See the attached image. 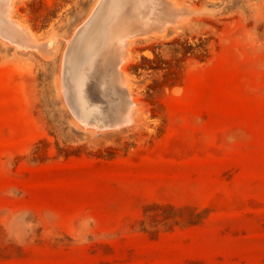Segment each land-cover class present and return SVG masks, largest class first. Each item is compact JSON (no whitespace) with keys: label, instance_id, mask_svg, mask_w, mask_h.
<instances>
[{"label":"rangeland","instance_id":"374dc122","mask_svg":"<svg viewBox=\"0 0 264 264\" xmlns=\"http://www.w3.org/2000/svg\"><path fill=\"white\" fill-rule=\"evenodd\" d=\"M10 1L0 264H264V0Z\"/></svg>","mask_w":264,"mask_h":264},{"label":"bare ground","instance_id":"6f19581e","mask_svg":"<svg viewBox=\"0 0 264 264\" xmlns=\"http://www.w3.org/2000/svg\"><path fill=\"white\" fill-rule=\"evenodd\" d=\"M3 2V4H4V8L6 9V11H10V8H11V4L9 3V1L10 0H0V3H2ZM13 1L14 0H12V4H13ZM104 1V0H103ZM148 2H150V3H152L154 6H159V5H161L162 4V2H161V0H147ZM175 0H173V2H174ZM11 2V1H10ZM107 3V2H106ZM100 4H101V2H100ZM177 4V3H176ZM1 5V4H0ZM132 5V4H131ZM172 5V4H171ZM173 5H174V3H173ZM172 5V6H173ZM99 6V5H98ZM177 6H179V5H177ZM2 7H3V5H2ZM128 7H131V6H128ZM151 7V6H150ZM100 8V7H99ZM132 8V11H133V7H131ZM2 9V8H1ZM13 9H14V7H13ZM122 10L123 8H119V10ZM134 9H136V8H134ZM169 9V8H168ZM131 11V10H130ZM175 12V11H174ZM188 12V11H187ZM148 13V12H147ZM183 13H185V12H183ZM13 15V14H12ZM1 16V15H0ZM5 16V15H4ZM106 16H108V15H106ZM110 16V15H109ZM124 16V15H123ZM3 18V17H2ZM133 18H135V17H133ZM133 18H130L129 20H130V22H131V26H133V25H135V19H133ZM181 18H183V17H181ZM3 20V19H2ZM15 19H12V18H8V17H6L5 16V21H4V23L6 24L5 25V31L7 32V33H14V34H21V35H25V31H23V29L21 28V27H19V25L17 24V22H15L14 21ZM105 20V19H104ZM124 22V21H123ZM122 22V23H123ZM127 22V21H126ZM147 22V21H146ZM2 22H0V24H1ZM19 23H20V21H19ZM22 23V22H21ZM154 23V22H153ZM22 25H24V24H22ZM26 25V24H25ZM114 25V24H113ZM118 25V24H117ZM1 26V25H0ZM142 26V25H141ZM3 27V26H2ZM27 27V26H26ZM110 27V26H109ZM113 27V26H112ZM125 27V26H124ZM114 28V27H113ZM112 28V29H113ZM119 28V27H118ZM167 28V27H166ZM28 29H29V27H28ZM143 29V28H142ZM30 30V29H29ZM29 30H28V32H29ZM116 30V29H115ZM31 31V30H30ZM84 31V30H83ZM85 32V31H84ZM27 34V33H26ZM34 34V33H33ZM114 34V33H113ZM123 34V33H122ZM35 35V34H34ZM126 35V34H125ZM136 35V34H135ZM131 35L129 34V36L128 37H130ZM122 37V36H121ZM136 37V36H135ZM20 39H21V37H20ZM122 39H124V38H122ZM126 39H127V37H126ZM27 40V39H26ZM35 40V39H34ZM130 40H131V38H130ZM130 40H127V41H130ZM24 41V40H23ZM36 41H37V39H36ZM50 41V40H49ZM53 40H51L50 42H52ZM115 41V40H114ZM123 41V40H122ZM127 41H126V43H127ZM17 42V41H16ZM19 42V41H18ZM17 42V43H18ZM38 42V41H37ZM44 42H46V41H44ZM43 42V43H44ZM40 43V42H39ZM52 43H54V41L52 42ZM72 44H74L73 42H71ZM115 43V42H114ZM55 44V43H54ZM17 45H19V44H17ZM50 45V44H49ZM52 45V44H51ZM118 45H119V42H118ZM71 46V45H70ZM48 47V46H47ZM52 47V46H51ZM54 48H55V45L53 46ZM114 47V46H113ZM20 48V47H19ZM21 48H22V46H21ZM20 48V49H21ZM122 48H123V46H122ZM128 48V47H127ZM48 49V48H47ZM50 49V48H49ZM72 50V49H71ZM80 50H82V49H80ZM105 50H107V48L105 49ZM118 50V49H117ZM53 51H54V49H53ZM114 51V50H113ZM82 52H84V50L82 51ZM116 52V51H115ZM46 53V52H45ZM44 53V54H45ZM127 53V52H126ZM83 54V53H82ZM106 55V54H105ZM110 55H112V54H110ZM126 55V54H125ZM129 55H130V53H129ZM109 56V55H108ZM110 57V56H109ZM126 57V56H125ZM109 59V58H108ZM115 59V58H114ZM100 60V59H99ZM104 60H105V58H104ZM128 60V59H127ZM116 61H118V60H116ZM105 62V61H104ZM119 62V61H118ZM101 63V62H100ZM93 64V63H92ZM102 64V63H101ZM124 64V63H123ZM99 65V64H98ZM105 65H106V63H105ZM99 67V66H98ZM66 69V68H65ZM121 69V68H120ZM70 71V70H69ZM123 71V70H122ZM124 73H125V71H123ZM112 73V72H111ZM83 74L84 75H86V72L84 73V71H83ZM107 74V73H106ZM114 73H112V75H113ZM79 75V74H78ZM108 76H109V74H107ZM112 75H111V77H112ZM125 75H126V73H125ZM79 76H81V75H79ZM114 76H116L115 74H114ZM118 76V75H117ZM91 77V76H90ZM126 77H127V75H126ZM73 78H74V76H73ZM113 78V77H112ZM70 79V78H69ZM97 79V78H96ZM122 79V78H121ZM129 79V78H128ZM67 80V79H66ZM125 80V79H124ZM96 81V80H95ZM97 82H98V80H97ZM124 82V81H123ZM126 82H127V79H126ZM125 82V83H126ZM112 83V82H111ZM128 83H129V80H128ZM122 84V83H121ZM68 85V84H67ZM80 85V84H79ZM126 85V84H125ZM113 86V85H112ZM119 86V85H118ZM128 87H129V85H127ZM110 87V86H109ZM113 90H115V89H113ZM128 90H130V89H128ZM131 91V90H130ZM96 92H97V90H96ZM100 92V91H99ZM121 93H122V91H121ZM132 93V92H131ZM95 94V93H94ZM101 94V93H100ZM97 95V94H96ZM95 95V96H96ZM109 95V94H108ZM114 95V97L116 96V95H119L118 93L115 95V94H113ZM128 95V94H127ZM93 96V95H92ZM94 96V97H95ZM110 97L112 96V94H110L109 95ZM122 96H123V94H122ZM131 96H133V95H131ZM90 98H91V96H90ZM100 98V97H99ZM121 98V97H120ZM111 99V98H110ZM123 99V98H122ZM121 99V100H122ZM96 100V99H95ZM99 100V99H98ZM102 99H100V101H101ZM125 100V99H124ZM107 100H105V101H103L104 103L106 102ZM117 101V100H116ZM131 102H133V101H131ZM129 103V102H128ZM127 103V104H128ZM134 103V102H133ZM121 104V103H120ZM126 104V103H125ZM124 104V105H125ZM126 104V105H127ZM101 105H102V103H101ZM108 105V104H107ZM134 105V104H133ZM128 106V105H127ZM131 106V105H130ZM101 107V106H100ZM108 107V106H107ZM93 110V109H92ZM110 111V110H109ZM109 111H107V112H109ZM133 109H132V113H133ZM139 111V110H138ZM111 112V111H110ZM98 113V112H97ZM113 113V112H112ZM131 113V114H132ZM107 113H105V115H106ZM111 114V113H110ZM114 114H117V113H114ZM136 114V116L139 114H137V113H135ZM138 117V116H137ZM137 117H134V118H137ZM140 117V116H139ZM138 117V118H139ZM112 118H113V116H112ZM118 118V117H117ZM137 118V119H138ZM83 119V118H82ZM105 119V118H104ZM114 119V118H113ZM117 120V119H116ZM127 120V119H126ZM135 119H133V121H134ZM114 121V120H113ZM118 121V120H117ZM128 121V120H127ZM126 121V122H127ZM136 121V120H135ZM92 124V123H91ZM97 124H98V122H97ZM88 125H89V123H88ZM117 125V124H116ZM93 126H95V125H93ZM92 129V128H91Z\"/></svg>","mask_w":264,"mask_h":264}]
</instances>
